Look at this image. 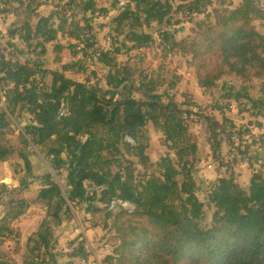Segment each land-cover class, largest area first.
Returning a JSON list of instances; mask_svg holds the SVG:
<instances>
[{
    "label": "trees",
    "instance_id": "trees-1",
    "mask_svg": "<svg viewBox=\"0 0 264 264\" xmlns=\"http://www.w3.org/2000/svg\"><path fill=\"white\" fill-rule=\"evenodd\" d=\"M65 1L64 9L69 3ZM79 1L84 13L109 14L106 8H98L92 1L86 4H82L86 0ZM173 1L129 0L128 7L113 22L129 21L130 25L140 23L145 27L160 25L172 13L188 14L192 18L216 5V0H177L178 6L174 8ZM46 3V0H27L22 6L19 3L20 11L12 12L18 17L13 32L16 38L9 33L7 43L28 46L34 38L41 37L47 42L63 36L77 43L68 49H79L78 44L83 49L97 44L89 20L83 24L68 23L61 19L58 10L43 16L40 9ZM241 3L219 16L222 30L216 37H208L200 44L194 42L189 52L197 59L214 56L213 52L218 51L222 62L232 71L229 73L240 77L252 71L254 77L261 78L264 77V32L253 22L264 21V10L254 0ZM160 34V46L169 42L173 48L185 51L172 34ZM134 35L130 41L132 48H137L142 39L152 40L149 35ZM64 47L56 46L57 52ZM45 50L42 46V51ZM80 53L75 52L77 58ZM110 54L97 51L99 63L113 69L105 78L106 88L101 82L88 86L67 78L65 74L73 70L69 64L63 66L65 72L54 71L46 69L43 62L29 58L24 62L12 61L6 54H0V104L4 105L0 110V163L17 152L7 138V129L14 119L32 146L48 147L47 155L53 158L54 169L67 170L70 186L66 199L50 175L41 178L43 185L34 201L19 199L17 210L0 218V245L14 234L11 224L15 220L32 204H42L49 221L35 234L34 246L33 238H29V256L23 264H57L53 253L57 243L55 227L64 224V217L71 213L70 205L78 201L87 205L86 212L98 213L107 210L113 199H120L131 203L134 211L117 208L114 215L106 217L113 219L112 225L108 220L102 225L93 222V227L101 226L108 236L109 231L114 232L113 240L119 242L105 258L111 264H264L262 175L253 171L247 188L238 183L233 173L217 179L208 194L214 208L211 225L205 227V204L198 197L195 177L200 147L187 124L191 110L199 104L192 97H188L187 104H181L172 91L167 96L159 94L157 82L152 79L141 80V88L133 86V92L141 91L144 100L132 95L119 97V91L129 89L125 84L134 81L129 79V70L119 66ZM77 71L85 73V68L82 66ZM222 75L216 74L214 80L208 76L200 78L199 85L204 91L211 90ZM61 112L65 115L61 116ZM150 123L162 133L164 144L174 151V158L166 156L156 163L152 161L147 153L148 144L139 138L141 130ZM227 123L229 130H225ZM220 130H223L221 136ZM245 135L248 134L228 118L211 122L207 142L213 158L219 160L224 142ZM127 138L134 144L128 143ZM258 138L260 141L264 135ZM260 145L264 147V142ZM20 157L27 174L32 175L31 161L22 152ZM130 157L136 158L147 174L153 170L144 181L136 175L137 162ZM116 162L118 168L114 166ZM27 187L24 184L7 191L22 192Z\"/></svg>",
    "mask_w": 264,
    "mask_h": 264
},
{
    "label": "rangeland",
    "instance_id": "rangeland-1",
    "mask_svg": "<svg viewBox=\"0 0 264 264\" xmlns=\"http://www.w3.org/2000/svg\"><path fill=\"white\" fill-rule=\"evenodd\" d=\"M26 1L0 0V19L3 24H8L0 32V54H6L10 60L24 62L26 58H29L31 61L43 62L44 67L48 70L62 72H65L63 66L69 64L72 65L73 70L65 74L67 78H72L83 84L87 83L88 86L98 82L104 85L106 76L111 71L113 72V69L101 65L96 54L99 51L105 55L109 51L111 58H114L119 66L126 67L129 70V79L134 81V85L131 82L125 84L126 88L129 89L119 91V97L132 95L137 100H144L145 97L141 91L140 93L139 91L133 92V86L140 87L141 80L152 79L157 82V92L159 94L167 96L172 91L176 100L181 104H187L188 97H192L198 102L199 112L196 116H190L189 114L187 124L202 149L200 163H203L204 168H200L199 174L196 170V176L198 174L200 182L198 197L205 204L204 226L210 227L214 208L209 202L207 195L212 188L214 173L217 171L213 162L208 159L209 155L206 150V140L210 134L211 122H222L229 112L235 111L237 115L241 116L243 113L250 111L243 107L242 103L239 104V100L250 99L251 92L249 87L255 86L254 84H260L263 87L264 77L256 78L253 76L252 71L247 76L240 77L234 73H229L230 70L222 62L218 51L213 52L214 56L193 59L189 50L194 42L200 44L208 37H216L222 30L219 16L227 10L238 7L242 0H216V5L214 4L211 9L203 10L202 15H194L191 18L188 14L179 13V15L174 16L172 13L164 24H154L146 27L140 23L130 25L129 21L122 24L113 22L128 7L129 0L82 1V4L92 1L98 8H106L109 11L107 16H101L100 13L94 15L84 13L79 0H68L69 3L67 2L65 9L63 7L65 0H46L47 3L41 8L43 15H50L52 11L58 10L62 15L61 19L68 20V23L83 24L87 20L90 21L98 42L97 46L89 51H86L87 46L83 49L82 44L77 45L79 49H68V46L75 42L63 36H60L56 41L47 42H44L41 37L34 38L31 39V43L28 42L30 44L28 46L24 43L14 44L12 41V44L7 43L9 33L13 35L14 39L16 38L13 32L17 28L18 17L14 13L20 11L19 3H22V6ZM254 2L264 10V0H254ZM173 5L174 8H177V0L173 1ZM59 8L63 10L61 11ZM253 24L257 25L261 32H264V21L256 20ZM161 32L172 34L178 42L182 43L185 51L173 48L169 42L164 43V46H160ZM134 34H139L140 36L149 35L152 40L142 39L137 48H132L133 44L130 41L134 38ZM42 46L46 48L45 52L42 51ZM56 46L65 47L57 52ZM75 52H81L78 58ZM74 64H77V66L73 67ZM82 66L85 68V73L77 71ZM216 74H223L221 80L216 81L217 87L204 91L199 85V79L208 76L209 79L214 80ZM131 86L132 88H130ZM119 97L117 98L120 99ZM231 106L236 107L231 109ZM2 108H4V105L0 104V110ZM250 115H253V113H250ZM26 118H29V116L26 115ZM149 125L148 128L141 130L139 138L143 144H148V153L152 161L157 162L166 156L174 158V151L170 149L169 145L164 144L162 133L158 129L153 128L151 123ZM229 128L230 124L227 123L225 130H229ZM238 128L248 135L243 138L233 139V141L230 139L227 142L229 150L223 165L225 164L226 169H233L237 165L239 160L235 162L234 167H231V164L226 162L230 149L234 145H237L240 154H250L252 151V153L256 151L255 155H259L258 159H252L251 157L252 160L249 161V166H251L252 172L256 171L264 178L263 156L258 149L252 148L262 144L264 139L262 138V141L261 139L258 141V136L260 135L251 132L248 123H240ZM246 130H249V132ZM218 133L221 136L223 130ZM224 135L227 139V133L225 134L224 132ZM7 138L17 152L8 161L0 163V218L17 210V200L34 201L43 185L40 179L46 175H50L52 180L61 187L67 199V193L70 191L67 170L54 169L53 158L47 155L48 147L32 146L14 119H12V123L7 129ZM127 142L134 144L129 138H127ZM245 142H249V145ZM20 152L26 154L30 159L33 168L32 175L27 174L25 162L21 159ZM130 159L133 161L137 160L134 157H130ZM256 162L258 164H255ZM114 166L115 168L119 167L117 162ZM136 168V175H139L142 181L147 176H150L153 171L150 170L147 174V171L139 166L138 162L136 163ZM24 184L28 186L24 191L10 192ZM7 188L10 191H7ZM70 206L71 213L64 217V224L60 227H55L57 243L53 253L56 255L57 264H111L105 258L112 253L113 247L118 245L119 242L113 240L115 238L114 232L109 231L110 236H108L101 226L93 227V222L102 225V222L108 220V224L112 225L113 219L106 217L115 213L108 212L106 208L103 212L88 213L85 211L87 205L78 201ZM48 221L44 205L32 204L23 216L11 224L14 234L6 238L0 245V264H23L29 256L27 247L29 238H33L32 245L34 246L35 234ZM78 230H81V232L77 233ZM44 252L43 250L42 253Z\"/></svg>",
    "mask_w": 264,
    "mask_h": 264
},
{
    "label": "crops",
    "instance_id": "crops-1",
    "mask_svg": "<svg viewBox=\"0 0 264 264\" xmlns=\"http://www.w3.org/2000/svg\"><path fill=\"white\" fill-rule=\"evenodd\" d=\"M40 12H41V9H40ZM41 15H43L42 12H41ZM43 16H48V14H45ZM1 21L2 20L0 19V32L3 31V28L8 25V24H3ZM254 85L255 86H253V87H249V91L251 92V94H250L251 98L248 100H245V101H243L242 99L239 100V104L242 103L243 107H246V109L250 110V111H248L247 113H243L241 116L237 115V112H235V111L229 112L226 114L225 117L230 119L233 122L236 121V122H234V124L236 126L238 125V127L240 126V123H248V127H249V129H251V132L262 136V135H264V86L262 87L260 84H254ZM101 86L103 88H106V82L104 85L101 83ZM235 107L236 106H231L230 108L235 109ZM250 113H253V115H250ZM149 126H147V128ZM245 143H247L249 145V142H245ZM206 145H207L206 150H207V153L209 155L208 159L213 162V165L217 169V171L214 173L215 176L212 180L213 183L217 179L228 176L229 174L233 173L234 176L237 178L238 183L239 184L245 183L244 185L243 184H240V185L244 188H247L249 186L250 179L252 176V169H251V166H249V162L244 161V160H239L237 162V165L233 169H226L225 164L223 165V161L225 163V157H226L227 152L229 150V144L227 142L223 143L222 153H221V157L219 158V160L213 158V156L211 154V149H210V146L208 145L207 140H206ZM252 148H254L255 150L258 149V151L260 152V154L263 156V159H264V147L262 145H256V146H253ZM148 150H149V146H148ZM148 150H147V153H148ZM252 152L249 154V156L252 157V159H258L257 157L259 155H255L256 151L254 153H252ZM201 153H202V149L200 148V151L198 154V165L196 168V170L198 171V174L200 173V168H204L203 163H200L201 162V160H200ZM148 155H149V153H148ZM262 161L264 163V160H262ZM255 164H258V162H256ZM33 166H34V163H33ZM198 174L196 176V172H195V177L197 179L198 185L200 186ZM213 183H212V185H213ZM198 196H199V194H198ZM207 197H208V195H207Z\"/></svg>",
    "mask_w": 264,
    "mask_h": 264
},
{
    "label": "built area",
    "instance_id": "built-area-1",
    "mask_svg": "<svg viewBox=\"0 0 264 264\" xmlns=\"http://www.w3.org/2000/svg\"><path fill=\"white\" fill-rule=\"evenodd\" d=\"M90 37V34L88 33L87 34V38ZM90 44H94V42H91ZM97 44H94L91 47H87L86 48V51H89L91 49H94V47H96ZM97 56V54H96ZM39 79V78H37ZM199 110L197 107H194L192 110H191V116H196L198 114ZM65 113L64 112H61V116H64ZM185 118H187V115L185 116ZM179 131V129L177 130ZM130 140V139H129ZM131 141V140H130ZM262 141V139H261ZM132 142V141H131ZM238 160H244V161H247L249 162L251 160V157L249 156V154H240V152L238 151L237 149V145H234L233 147H231L230 149V152H229V155L227 156V159H226V162L227 164H231L230 166L231 167H234L235 165V162L238 161ZM119 207H122L123 209H125L126 211L128 212H132L134 211V207L131 203L129 202H124L120 199H113L108 205H107V211L108 212H114L117 208ZM81 230H78L77 233H80Z\"/></svg>",
    "mask_w": 264,
    "mask_h": 264
},
{
    "label": "water",
    "instance_id": "water-1",
    "mask_svg": "<svg viewBox=\"0 0 264 264\" xmlns=\"http://www.w3.org/2000/svg\"><path fill=\"white\" fill-rule=\"evenodd\" d=\"M83 140H84V141H86V140H87V138L85 137V138H83Z\"/></svg>",
    "mask_w": 264,
    "mask_h": 264
}]
</instances>
